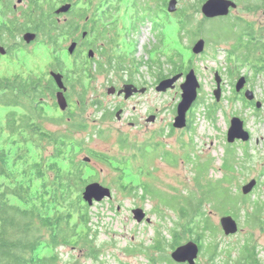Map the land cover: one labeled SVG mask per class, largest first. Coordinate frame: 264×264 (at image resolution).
<instances>
[{"label": "trees", "instance_id": "1", "mask_svg": "<svg viewBox=\"0 0 264 264\" xmlns=\"http://www.w3.org/2000/svg\"><path fill=\"white\" fill-rule=\"evenodd\" d=\"M55 3L56 0H25L15 7V0H0V41L5 43L30 30L40 34L42 42L53 46L55 22L57 52L63 26L53 19ZM194 8L197 9L196 4ZM174 16L180 32L186 31L192 37L198 35L189 28L192 15L178 9ZM160 26L161 23L156 21L155 29ZM126 57L121 56L125 60ZM127 58L129 62L121 59L118 67L133 76L143 62ZM152 63L151 66L158 69V80L193 67L191 59L186 64L175 50L165 61L156 57ZM75 64L78 67L69 70L70 89L75 95L74 98L70 95L73 109H70L69 119L67 115L55 117L45 111L54 92L51 79L19 75L0 77V109L7 108L0 116V264H61L58 249L63 246L86 248L88 256L99 258L101 246L97 244V235L102 226V215L99 210H93L94 204L89 206L82 200L84 186L94 179L86 175L89 163L79 158L83 145L77 133L87 129L81 114L89 105L101 110L102 119L113 118L114 110L105 109L99 99L86 96L84 83L92 77L94 70L85 66L87 61L82 57ZM164 64L169 65L167 73L163 71ZM55 65L65 66L60 56H56ZM50 105L53 109L56 106L55 102ZM214 111V105H211L207 109L208 116ZM45 123L65 124L67 128L56 131L47 128ZM185 128L192 126L188 123ZM169 129L172 134L173 128ZM190 141L192 138L188 143L181 140L182 154L167 149L161 153V158L173 166L181 159L190 166L192 177L184 189L172 186L161 189L150 182L153 178L151 157L159 150L161 152L163 145L152 143V139L136 144L128 143L126 137L120 138L119 147L126 149L120 156L88 150L91 160H99L118 172L116 189L155 203L150 210L163 219L168 216L163 208L175 216L169 217L171 226L166 227V235L164 230H156L153 244L146 252L140 247L125 250L144 253L152 264H174L176 262L166 254V247L173 249L194 240L199 245V254L207 255L212 263L223 254L218 264H263L258 257L260 249L250 238L241 244L236 256H233L231 246L223 249L218 246L217 240L224 234L213 221V215L230 214L244 226L264 228V199L259 196L252 199L251 194L234 190L238 167L242 166L236 148L226 144L218 167L222 175L214 178L210 172L215 158L205 155L201 159ZM127 172L138 176V183L127 182ZM103 204L104 200L97 207H104ZM46 250L50 252L43 253Z\"/></svg>", "mask_w": 264, "mask_h": 264}, {"label": "rangeland", "instance_id": "2", "mask_svg": "<svg viewBox=\"0 0 264 264\" xmlns=\"http://www.w3.org/2000/svg\"><path fill=\"white\" fill-rule=\"evenodd\" d=\"M70 0H56L54 8L62 4L68 3ZM78 1V0H77ZM97 1V0H96ZM118 10L113 15L120 16V27L125 31L129 27V15L133 12V0H111ZM167 7L168 0H156ZM199 0H177V10L183 9L184 12L192 15V24L189 27L191 31H197L196 36H190L186 31L180 32L176 16L174 13L160 11L156 4L157 22L161 23V28H151L148 23L140 24L137 31L129 33L130 38H122L123 46L120 53L124 56L142 61L143 64L131 76L129 72L121 73L116 71H97L94 70L92 77L87 80L84 87L87 89L86 95L88 98L99 99L101 105L105 109L118 110L117 107L124 109L122 120H117L115 116L111 119H102L101 110L89 105L81 116L87 122V129L77 133L78 138H82L83 150L79 154V158H83L88 154V150L105 152L110 156H120L126 152L119 144V139L126 137L128 143L135 142L141 144L147 139H152V143H160L162 150H160L151 157L150 163L153 167V178L150 179L154 185L161 189H168L170 186L178 189H184L189 185L192 177L190 166L182 159L179 160L177 165L173 166L169 162L161 158V153L164 150H170L174 154H182L180 150L181 140L189 142L192 138L194 150L198 153L201 159L205 155H210L215 158L214 168H212L210 175L214 178L220 177L222 171L218 168L221 164V158L224 155L226 144V131L228 125V117L231 113L230 108H225L223 104L219 107L215 105V97L213 90L215 89L214 71L219 61H222L223 52H218L214 46L216 41L227 40L225 37L224 27L225 23L218 20H207L202 22L203 17L199 9ZM17 3V0H15ZM144 0H139L143 3ZM195 4L197 9L195 10ZM198 4V5H197ZM78 10L85 9L86 4L81 1L77 6ZM81 7V8H80ZM76 15V14H75ZM74 13L59 14V23L63 24L64 21H72ZM155 21V23H156ZM61 24V25H62ZM139 24V23H138ZM23 34V33H22ZM21 36V34L16 35ZM230 37V36H228ZM15 38L6 41V44L14 43ZM198 38L206 40L205 50L201 54L192 53V45ZM41 40V38H40ZM23 41V38H22ZM24 43V42H23ZM67 43V42H66ZM65 44V43H63ZM68 44V43H67ZM222 45H227V41H223ZM175 50L182 55L183 61L191 59L193 69L199 80L200 87L198 88V96L196 101L192 104L187 112V121L192 126L191 129H177L172 126L174 117L176 115V106L180 100L181 90L179 84L183 81L184 76L179 79L175 87L168 89L165 92H158L155 90V85L158 83L156 76L157 68H154L152 61L157 57L161 61H165L166 56ZM63 52L62 57L65 56ZM122 56V55H121ZM120 56V57H121ZM126 57L122 59L129 62ZM63 59V58H62ZM121 60V61H122ZM120 61V62H121ZM135 67L131 69L134 70ZM164 72L167 73L169 65L164 64ZM184 74L186 73L185 71ZM131 78L133 82L143 83L148 87L147 92L138 93V95L124 100L116 94H108L107 87L110 85L121 84L122 79ZM81 90V88H77ZM71 92L70 95H72ZM75 96L74 94L71 96ZM74 98V97H73ZM54 100L49 99L45 107V111L51 116H62L60 110L53 109L50 105ZM214 105L216 111L211 116H208L207 109ZM221 108V109H219ZM70 109H73L72 107ZM7 108L0 109V116L6 112ZM72 111V110H70ZM149 114H155V120L149 122ZM261 114V112H259ZM247 116V125L252 131V139L244 145H234L236 148L237 156L240 158L242 166H239V173L237 180H235L234 190L241 192V187L254 178L257 184L250 192L252 199L260 197L264 199V123L257 116ZM130 122H134L135 126H130ZM46 127L52 130H65V124H52L45 123ZM170 127L173 128L170 134ZM162 132V133H161ZM158 133H161L159 135ZM90 156V155H89ZM118 172L112 167L99 160L92 159L91 163L86 168V175L91 176L94 180L108 185L112 188V198L104 200V207L98 208L99 203H94L93 210L100 211L102 215L101 228L97 235V244L101 246L100 255L98 259H94L87 255L86 248H75L70 246H63L58 249L61 256V264H152L149 258L144 253L127 252V248L140 247L147 251V247L153 244V235L157 229L164 230L166 235V227L171 226V219L175 217L171 211L163 210L168 214L166 218H161L152 213L155 203L151 201H142L139 197L129 196L124 192L116 189L115 180ZM95 177V178H94ZM126 181L138 183L139 177L129 172L126 173ZM135 207H143L147 215L151 217L152 221L149 223H137L132 216L130 210ZM220 215H213L214 222L219 224ZM167 237H169L167 235ZM246 238H250L252 243L258 245L259 256L261 262L264 264V228L244 226L239 221V230L231 236H220L217 240L218 246L224 248L231 246L233 248V256L238 254L239 248L245 242ZM166 254L170 256L172 249L166 247ZM43 252V251H42ZM42 252H40L42 254ZM46 250L43 253H49ZM224 255H220L215 262L209 261L208 256L200 255L198 264H218ZM172 261V260H171ZM156 264H169L168 262H157ZM177 264V263H174Z\"/></svg>", "mask_w": 264, "mask_h": 264}, {"label": "flooded vegetation", "instance_id": "3", "mask_svg": "<svg viewBox=\"0 0 264 264\" xmlns=\"http://www.w3.org/2000/svg\"><path fill=\"white\" fill-rule=\"evenodd\" d=\"M16 3L17 5L21 4ZM84 1L86 4L85 9L82 11L77 8L79 3ZM206 0H199V9L203 17L202 22L207 20H220L225 23L223 29L227 40L216 41L214 46L218 52H223L222 61H219V65H216L214 71V83L215 88L218 86L217 78L219 80L220 87V98L215 99V105L219 107L223 104L224 107L230 108L231 113L227 115L228 125L231 117L237 116L243 123V129L249 132L250 138L247 141L236 139L231 145H244L252 139V131L247 125V116H257L264 123V0H229L233 3L228 8L227 13L224 15H217L214 17H205L201 11V6ZM68 3L71 4L70 9L65 13H74L72 21H64L61 25L59 23V14L55 13L53 7V19L58 25L63 26L62 31V42L57 48V52L60 53L61 59L63 52L69 57L71 67L66 64L60 68L55 65V69L51 72H58L62 74V80L65 84L66 89L64 95L68 101V107L65 110H60L56 103V92L59 90L53 77L48 74L47 78L51 79L54 87V92L51 100H54L56 109L60 110V113L67 115L69 119L70 113V73L69 70L77 68L78 65L75 61L79 58L86 59L87 64L85 66L91 67L94 70H110L121 73L124 71L118 66V62L121 61V48L123 46L122 38H130L129 33L131 31H137L140 24L148 23L151 28L155 27V21L159 18L158 14L156 17V4L160 11H168L167 7L161 3H157L156 0H144L143 3H139V0H133L132 7L133 12L129 15V27L122 31L120 27V16L113 15L118 10L117 6L111 0H70ZM81 8V7H80ZM117 9V10H116ZM169 12V11H168ZM82 14L84 16H82ZM139 23V24H138ZM30 31V30H29ZM36 34V38L30 42H36L37 37L41 38L40 34ZM55 22H54V43L55 49ZM22 35V34H21ZM230 36V37H228ZM203 40H205L203 38ZM223 41H227V45H222ZM23 42L26 43L23 39ZM68 44H67V43ZM65 43V44H63ZM74 43V49L69 52V44ZM206 45V40H205ZM0 46L4 48V53L0 52V55L10 51L11 47H19L20 45L0 41ZM205 50V46H204ZM203 50V51H204ZM89 51L92 55H89ZM63 60V59H62ZM117 66V67H116ZM115 67V68H114ZM124 73V72H123ZM184 74V72H182ZM218 74V76L215 75ZM132 83L138 88H145L147 92L148 87L143 83L133 82L131 78H124L121 84L116 87V92L124 84ZM116 92L114 94H116ZM143 92V93H145ZM140 92H135L129 98L138 95ZM123 94V93H122ZM117 95L123 97V95ZM128 98V99H129ZM124 99V97H123ZM124 99V100H128ZM121 110L119 118L114 116L117 120H122L124 109L117 107ZM221 109V108H219ZM261 112V114H259ZM150 115V114H149ZM155 115V114H154ZM188 124V121H187ZM130 126H135L134 122H130ZM136 127V126H135ZM226 128V129H227ZM226 137V135H225ZM264 139V137H263ZM91 163V160L88 162ZM250 194V192H249ZM147 214V212H146ZM148 216V215H147ZM145 222V221H143ZM146 223V222H145ZM200 254L197 258H199ZM196 264H198V260ZM186 264V263H181Z\"/></svg>", "mask_w": 264, "mask_h": 264}, {"label": "water", "instance_id": "4", "mask_svg": "<svg viewBox=\"0 0 264 264\" xmlns=\"http://www.w3.org/2000/svg\"><path fill=\"white\" fill-rule=\"evenodd\" d=\"M22 0H17V3H20ZM177 0H168L167 10L169 12H175L177 10ZM233 3L229 0H206L201 6V11L205 17H214L217 15H224L227 13L228 8ZM71 4L65 3L60 5L55 9L56 14L65 13L70 9ZM22 38L26 43L32 42L36 38V34L34 31H26L22 34ZM75 44H69V52H72ZM205 46V40L203 38H198L195 40L192 45V53L201 54L203 52ZM0 52L4 53V48L0 46ZM89 55H92V52L89 51ZM50 75L55 80V83L59 90L56 92V103L60 110H65L68 107V101L64 95V90L66 89L65 84L62 80V74L58 72H51ZM218 76L217 73H215ZM184 76L183 81L179 84L181 95L180 100L176 106V115L173 118L172 126L177 129H182L187 126V112L191 108L192 104L196 101L198 96V88L200 87L199 80L197 79V75L193 68H190L185 74L182 72H178L162 78L158 80V83L155 85V90L160 92H165L168 89H173L176 83ZM218 86L213 90L214 97L216 100L220 98V87L219 80L217 78ZM116 92V87L110 85L107 87L108 94H114ZM145 92V88H138L132 83L124 84L119 90H117L116 94H122L124 99H128L132 96L133 93ZM121 110L116 111V116L119 118ZM149 122H153L155 120V115L150 114L148 119ZM243 123L237 116H233L230 119L229 126L226 131V142L233 143L236 139H240L243 141H247L250 138L249 132L243 129ZM83 161L89 162L91 157L86 155L82 158ZM257 184V180L252 178L249 182L245 183L241 187V193L246 195L251 192ZM112 188L106 186L105 184L98 181H90L84 186L82 191V200H84L89 206H92L94 203H99L103 200L112 198ZM133 218L137 223H141L145 221L149 223L152 221L151 217L147 216L146 211L143 207H135L130 210ZM219 226L222 230V233L225 236H231L239 230V223L234 217L230 214H225L220 216ZM198 243L194 240H188L179 244V246L173 247L170 252V258L172 261L176 263H186V264H196V258L199 255L200 248L198 247ZM208 264V263H203Z\"/></svg>", "mask_w": 264, "mask_h": 264}, {"label": "clouds", "instance_id": "5", "mask_svg": "<svg viewBox=\"0 0 264 264\" xmlns=\"http://www.w3.org/2000/svg\"><path fill=\"white\" fill-rule=\"evenodd\" d=\"M15 43L19 47H11L10 51L0 55V77L21 76L23 78H47L50 71L55 69V59L60 53L51 44L42 42L37 37L36 42L23 43L22 37L17 36ZM64 63L71 67L70 59L63 56Z\"/></svg>", "mask_w": 264, "mask_h": 264}]
</instances>
